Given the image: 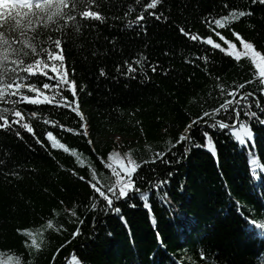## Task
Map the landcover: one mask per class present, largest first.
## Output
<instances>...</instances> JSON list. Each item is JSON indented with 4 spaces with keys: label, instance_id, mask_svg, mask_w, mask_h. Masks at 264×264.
<instances>
[{
    "label": "trees",
    "instance_id": "obj_1",
    "mask_svg": "<svg viewBox=\"0 0 264 264\" xmlns=\"http://www.w3.org/2000/svg\"><path fill=\"white\" fill-rule=\"evenodd\" d=\"M147 2L105 0L92 9L106 18L104 23L82 20L80 33L69 28L65 36L44 30V38H61L64 65L76 83L84 119L69 107L21 104L44 147L18 126L23 139L0 129V250L17 255L21 264H74L73 257L79 264H264V230L252 223H264V126L249 122L254 140L246 145L209 130L216 156L206 147L178 143L188 124L230 99L227 92L241 83L245 88L239 92L253 91L264 106V93L256 91V84L246 83L255 71L247 59L237 62L191 41L180 28L203 38L211 36L223 45L206 21L231 10L251 11L252 16L216 31L240 46L232 36L235 30L264 53V5L251 0H163L149 10L162 12L160 20L145 13L141 22L145 34L135 24L126 25L135 21ZM141 55L148 59L143 72L133 64L135 79L116 72L118 66L125 70V60L131 64ZM153 64L158 65L155 73ZM101 69L106 76H100ZM62 94L73 99L69 91ZM253 110L264 119V113ZM32 111L38 118L30 117ZM45 118L58 126L44 124ZM68 128L73 131H64ZM48 131L70 151L53 149L46 140ZM189 131L193 145L205 143L197 125ZM115 136L121 141L116 142ZM113 152L120 154L119 159L109 160ZM159 152L166 153L164 159L171 164L157 157ZM129 155L141 165L134 179L136 187L148 191L151 212L133 197L114 201L113 206L121 208L119 214H105V202L88 181L95 172L106 188L115 178L105 165L127 164ZM159 180L169 181L162 191L153 187ZM49 221L52 228H47ZM42 226L39 247H31L24 232L36 233ZM77 229L80 234L73 238Z\"/></svg>",
    "mask_w": 264,
    "mask_h": 264
},
{
    "label": "snow or ice",
    "instance_id": "obj_2",
    "mask_svg": "<svg viewBox=\"0 0 264 264\" xmlns=\"http://www.w3.org/2000/svg\"><path fill=\"white\" fill-rule=\"evenodd\" d=\"M105 0H8L5 8L0 12V129L5 131H14L15 135L20 136V131L16 129H23L30 133L35 142L44 147L42 141L36 136L31 123L26 121L23 110L19 107L21 104L25 105H54L55 107H69L76 113L77 116L83 120V116L79 111L77 102L76 83L74 80L68 78V72L64 65V56L62 55L61 38H53L51 35L45 37L44 30L50 32H59L61 36L67 35V30L72 29L74 33H80L84 27L81 24L82 20L96 21L104 23L106 18L97 10H92L93 7L100 8ZM253 4L264 5V0H251ZM137 5L142 3V0H135ZM163 0H148L143 5L144 11L140 12L135 21H129L126 25L131 28L135 24L141 31L145 32L146 28L142 21H145V13L154 16L156 20H160L163 13L149 12L154 10L158 5L162 4ZM228 7L227 4L224 5ZM133 9L129 8L128 12ZM251 11H236L231 10L227 15L220 18H213L207 20L209 28L215 33L220 41L218 43L213 40L211 36L203 38L199 35L190 34L180 28L182 35L186 36L191 41H199L201 44L208 45L213 50H219L226 56L233 58L239 62L242 58L247 59L255 71L253 78L246 83L256 84V91L264 93V53L257 51L254 44L246 41L239 33L232 30V36L242 46V51L237 49V44L227 39L216 29H224L233 22L245 16H252ZM79 17V19H78ZM39 49V50H38ZM167 54V53H165ZM147 56L141 55L130 64L127 60L124 61L126 65L122 72L121 67L116 68V72L135 79L134 73L137 69L133 64L139 65L141 72H143L144 62L147 61ZM200 60L201 57H197ZM205 64L208 63L207 56L202 58ZM190 62V61H189ZM158 65H152V72L155 73ZM23 74V75H22ZM100 76H106L103 69L100 70ZM167 75V73H164ZM33 77L38 79L33 80ZM145 78H147L145 74ZM53 81L55 83H53ZM245 83L238 85L237 90L227 92L230 99L223 100L219 107L213 108L211 112L205 110L202 115L188 124L185 129V134L179 137L178 143L188 142V145L196 148L206 147L213 156L217 155L216 146L213 140V133H226L234 137L240 145H246L249 141L254 140V133L250 126L251 121L256 124L264 126V119L259 118L258 112L253 110L258 109L259 112L264 113V106L260 99H255L253 91L239 92V89H244ZM69 91L73 99L69 101L62 93ZM49 92L51 94H49ZM221 92L224 89L221 87ZM91 93H89L90 95ZM261 99H264L262 97ZM75 105V107H73ZM223 113V116L221 115ZM242 116L246 119H242ZM30 117L38 118V112L32 111ZM217 117H221L217 119ZM224 117H227V121ZM11 118V119H10ZM200 121H203L201 124ZM44 124L51 123L53 127L58 126L57 122L49 119L43 120ZM197 125L201 129V135L205 143L192 144V137L189 130ZM63 129V125H59ZM84 127V125H82ZM64 131L71 132L72 129H64ZM79 135V133H76ZM85 136L88 135L85 129ZM46 140L50 142L53 149H63L65 152L70 150L57 139L52 131L46 134ZM89 145L92 141H88ZM176 144H172L171 148H175ZM188 148H185V155H187ZM171 151V149H169ZM71 155L77 158L79 156L75 150H71ZM119 153L113 152L109 160L113 158L119 159ZM166 153L159 152L156 156L159 157L165 164H171L170 160H165ZM175 155V153H173ZM156 160L153 159L152 163ZM144 163H148L145 161ZM106 168L111 169V175L115 178L111 184L106 188L96 179L95 172L92 173V178L88 181L89 186L95 194L105 202V208L102 211H111L119 214L120 207H114V201L124 200L128 202L133 197H138L143 201V207L151 212V205L149 203L148 191H142L136 187L137 180L134 179L135 174L141 167L135 160L128 156L127 164L119 163L116 166L109 163L105 165ZM171 173H169V176ZM81 180L84 177H80ZM92 181H95L93 183ZM169 183L168 180H159L153 187L162 191L163 186ZM166 195V194H165ZM130 207H136L135 204H129ZM91 208L95 210L97 203L93 202ZM72 216H76V212L72 211ZM127 223L126 219L124 220ZM83 224V220H79ZM155 223V221H153ZM252 223L259 229L264 230V223ZM51 221L47 223V228H52ZM79 229L73 233V238L79 235ZM24 235L31 239V247H39L37 243L38 235H42L39 231L34 233L32 231H25ZM74 264H79V261L73 257ZM19 264V261H17Z\"/></svg>",
    "mask_w": 264,
    "mask_h": 264
},
{
    "label": "rangeland",
    "instance_id": "obj_3",
    "mask_svg": "<svg viewBox=\"0 0 264 264\" xmlns=\"http://www.w3.org/2000/svg\"><path fill=\"white\" fill-rule=\"evenodd\" d=\"M224 47H226L225 45H222ZM237 49L242 51V46H237ZM114 140L116 142L121 141V137L119 136H115ZM117 162L119 160H116ZM44 227H38L37 229H35V231H39L40 233H42V231H44L43 229ZM17 261H19V264H21V261L19 259V257L15 254H10V253H5L3 251L0 250V264H17Z\"/></svg>",
    "mask_w": 264,
    "mask_h": 264
},
{
    "label": "water",
    "instance_id": "obj_4",
    "mask_svg": "<svg viewBox=\"0 0 264 264\" xmlns=\"http://www.w3.org/2000/svg\"><path fill=\"white\" fill-rule=\"evenodd\" d=\"M189 134H190V131H189Z\"/></svg>",
    "mask_w": 264,
    "mask_h": 264
}]
</instances>
